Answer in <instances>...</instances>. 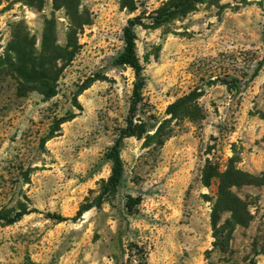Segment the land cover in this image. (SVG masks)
I'll list each match as a JSON object with an SVG mask.
<instances>
[{
    "label": "rangeland",
    "instance_id": "374dc122",
    "mask_svg": "<svg viewBox=\"0 0 264 264\" xmlns=\"http://www.w3.org/2000/svg\"><path fill=\"white\" fill-rule=\"evenodd\" d=\"M32 1L41 9L0 0V55L20 23L40 51L45 20L53 16L58 44L66 45V11H55L54 0ZM133 1L135 12L123 8ZM166 1L82 0L91 24L79 34L80 48L51 99L38 92L18 96L16 82L0 68V264H264V187L239 191L249 196L253 220L237 227L224 254L211 226L219 182L209 188L201 182L207 160L225 170L236 157L239 169L264 173L262 0L204 4L154 27L152 14ZM138 16L146 85L137 118L152 135L169 118L170 105L198 91L204 119L174 126L163 147L125 139L116 196L78 217L86 202L97 203L111 175L107 154L126 126L136 78L116 60L123 30ZM126 196L141 199L132 216ZM230 217L224 213L221 223Z\"/></svg>",
    "mask_w": 264,
    "mask_h": 264
},
{
    "label": "trees",
    "instance_id": "16d2710c",
    "mask_svg": "<svg viewBox=\"0 0 264 264\" xmlns=\"http://www.w3.org/2000/svg\"><path fill=\"white\" fill-rule=\"evenodd\" d=\"M23 1L31 7L41 9V4L35 5L32 0ZM27 1V2H26ZM222 0H167L161 8L153 12L151 20L154 27L171 22L180 18H185L189 14L197 11L198 6L204 4L219 5ZM248 0H241L244 3ZM82 0H54V10L64 9L69 19L66 33V45L58 44L57 20L53 16L45 20L41 50L35 49V39L31 36L28 28L20 23L16 26L13 39L8 45L3 55H0V68L3 75L11 77L17 85L18 96H26L30 92H38L45 99H51L57 94L58 82L64 70L72 63L80 45L79 34L84 27L91 24L89 14L80 10ZM43 3V2H42ZM264 7V0H262ZM123 8L130 12L137 10L135 1L131 4L122 3ZM144 26L142 17L138 16L129 20L124 28V49L116 60V65L128 67L135 74L133 83V96L126 120L125 128H122L118 139L107 154L111 162V175L108 180L102 181V192L96 198L97 203L84 204L78 212L81 217L85 212L97 208L101 209L103 202L109 197H115L123 182L124 165L121 157L123 142L127 138L135 137L145 140L146 146L163 147L174 133V126L185 120H203L204 114L200 106V92L193 91L190 94L178 99L170 105L166 111L168 119L155 126V131L151 135L147 122L137 118L139 108L143 105V90L146 82L143 76L144 68L137 54V35L135 28ZM263 65L261 62L259 68ZM256 75V74H255ZM98 78L91 81H97ZM90 86L85 85L86 90ZM67 120H60V124ZM238 159L229 158L225 170H221L218 164L207 160L202 170L201 182L205 187H211L213 180H218V193L213 204L211 214V226L214 246L222 253L230 251V243L234 232L238 226L248 227L253 220L250 212L248 197L242 198L239 191L246 186L264 187V173L259 176L252 175L238 168ZM141 204L140 198L126 196L125 211L128 216L136 213L137 207ZM231 213V217L221 223L224 213ZM28 212L19 213L10 223L19 221ZM49 217L58 222L67 221L60 215L49 214ZM146 264V263H144Z\"/></svg>",
    "mask_w": 264,
    "mask_h": 264
}]
</instances>
